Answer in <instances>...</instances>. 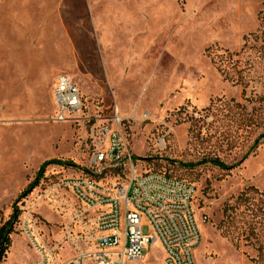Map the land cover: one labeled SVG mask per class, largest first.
<instances>
[{
    "label": "rangeland",
    "instance_id": "1",
    "mask_svg": "<svg viewBox=\"0 0 264 264\" xmlns=\"http://www.w3.org/2000/svg\"><path fill=\"white\" fill-rule=\"evenodd\" d=\"M62 73L81 90L80 120L53 119ZM116 109L139 169L196 186L198 264H256V240L236 243L219 225L250 187L258 192L250 189L248 201H264V0H0V226L44 162L74 164L49 165L18 202L0 264H28L41 251L50 264L82 254L99 264L87 207L61 179L92 168L87 117ZM215 157L239 164L199 162ZM251 216L238 218L247 225ZM163 255L150 243L125 264H163Z\"/></svg>",
    "mask_w": 264,
    "mask_h": 264
},
{
    "label": "built area",
    "instance_id": "2",
    "mask_svg": "<svg viewBox=\"0 0 264 264\" xmlns=\"http://www.w3.org/2000/svg\"><path fill=\"white\" fill-rule=\"evenodd\" d=\"M57 111L55 120H80L84 110L77 83L66 73L59 74L53 88ZM86 118V117H84ZM91 123L95 151L91 169L61 179L87 207L99 249L90 254L99 264H125L138 260L150 243L163 249V264H198L196 251L203 235L194 205L196 186L166 172L139 169L119 129L122 117L94 114ZM106 165L100 171V166ZM98 169H97V168ZM113 180L105 183L104 171ZM148 225L152 234H144ZM28 264H50L46 254ZM82 254L72 264H82Z\"/></svg>",
    "mask_w": 264,
    "mask_h": 264
},
{
    "label": "trees",
    "instance_id": "3",
    "mask_svg": "<svg viewBox=\"0 0 264 264\" xmlns=\"http://www.w3.org/2000/svg\"><path fill=\"white\" fill-rule=\"evenodd\" d=\"M261 137H264V133L261 134L260 138ZM199 162H210L211 164L216 165L222 169H231L239 164L236 163L229 165L219 157L207 158ZM51 164L68 165L73 163H70V161H66L63 159H52L44 162L40 170L38 171L36 179L30 182L20 192L15 204L13 205L14 208L12 215L6 222H4L0 226V263L6 257L7 252L12 244L11 233L14 230V223L18 220V217L20 215L18 202L27 197L32 192V190L38 185L40 178L44 175L46 168ZM188 165L190 167L194 166L193 163ZM250 189L258 192V189L256 187H250L249 189L243 191L238 196L236 204L227 206L225 210V218L222 220L219 227L222 230L223 234L230 236L233 240L237 239L236 243L239 241L240 236H244V239L250 240V243H252V239L256 240L254 243L256 254L250 257V259L256 264H264V201H262L261 204H258L255 201H248ZM261 195L264 196L263 193H261ZM244 200L247 201L245 204L243 203ZM245 212H248L252 215V221L247 225L242 224L241 220L238 218V216L243 215ZM237 230L238 232L236 234Z\"/></svg>",
    "mask_w": 264,
    "mask_h": 264
},
{
    "label": "crops",
    "instance_id": "4",
    "mask_svg": "<svg viewBox=\"0 0 264 264\" xmlns=\"http://www.w3.org/2000/svg\"><path fill=\"white\" fill-rule=\"evenodd\" d=\"M57 77H58V76H57ZM57 77H56L55 83H56V81H57ZM55 83H54V85H55Z\"/></svg>",
    "mask_w": 264,
    "mask_h": 264
},
{
    "label": "water",
    "instance_id": "5",
    "mask_svg": "<svg viewBox=\"0 0 264 264\" xmlns=\"http://www.w3.org/2000/svg\"><path fill=\"white\" fill-rule=\"evenodd\" d=\"M106 167V165H104L102 168L104 169Z\"/></svg>",
    "mask_w": 264,
    "mask_h": 264
},
{
    "label": "bare ground",
    "instance_id": "6",
    "mask_svg": "<svg viewBox=\"0 0 264 264\" xmlns=\"http://www.w3.org/2000/svg\"><path fill=\"white\" fill-rule=\"evenodd\" d=\"M84 264H85V261H84Z\"/></svg>",
    "mask_w": 264,
    "mask_h": 264
}]
</instances>
